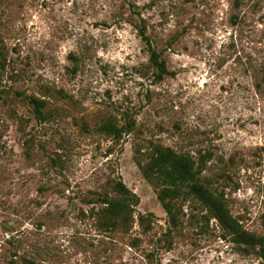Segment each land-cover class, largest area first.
<instances>
[{
    "label": "rangeland",
    "instance_id": "obj_1",
    "mask_svg": "<svg viewBox=\"0 0 264 264\" xmlns=\"http://www.w3.org/2000/svg\"><path fill=\"white\" fill-rule=\"evenodd\" d=\"M157 144L209 153L201 180L264 236V0H0V264H264L190 195L172 226L140 167ZM116 180L140 201L107 228Z\"/></svg>",
    "mask_w": 264,
    "mask_h": 264
},
{
    "label": "trees",
    "instance_id": "obj_2",
    "mask_svg": "<svg viewBox=\"0 0 264 264\" xmlns=\"http://www.w3.org/2000/svg\"><path fill=\"white\" fill-rule=\"evenodd\" d=\"M145 28L140 26L139 34L149 53V63L154 69V76L157 81H161L169 73L167 62L162 57V53L153 46ZM27 100L38 117L46 116L47 105L44 99L30 95L27 96ZM134 127L135 123L129 119L122 126L108 119L101 123L100 131L119 138L123 132L131 131ZM152 148L153 152L149 160L145 164H140V167L144 177L159 187L158 198L172 226L178 224L177 201L190 195L205 205L210 216L218 221L223 228L224 237H228L230 241L247 251L254 249L264 260V236L246 229L231 213L224 194L213 190L201 180V174L207 167L210 154L205 152L200 157H194L190 153L179 152L161 144ZM112 187L116 195H105L101 199L103 223L107 228L128 226L135 220V207L140 198L122 180L114 181ZM139 216L141 221L146 218L143 214ZM30 264L35 263L30 262Z\"/></svg>",
    "mask_w": 264,
    "mask_h": 264
}]
</instances>
